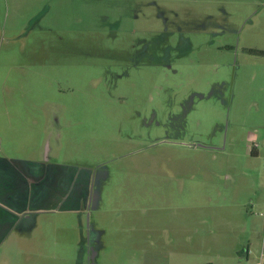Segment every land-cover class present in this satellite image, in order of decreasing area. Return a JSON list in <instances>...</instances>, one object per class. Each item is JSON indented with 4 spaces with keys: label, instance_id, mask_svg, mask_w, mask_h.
Returning <instances> with one entry per match:
<instances>
[{
    "label": "rangeland",
    "instance_id": "1",
    "mask_svg": "<svg viewBox=\"0 0 264 264\" xmlns=\"http://www.w3.org/2000/svg\"><path fill=\"white\" fill-rule=\"evenodd\" d=\"M248 49L264 51V0H0V111L61 128L42 148L97 194L0 264H84L90 235L96 264H264Z\"/></svg>",
    "mask_w": 264,
    "mask_h": 264
},
{
    "label": "crops",
    "instance_id": "2",
    "mask_svg": "<svg viewBox=\"0 0 264 264\" xmlns=\"http://www.w3.org/2000/svg\"><path fill=\"white\" fill-rule=\"evenodd\" d=\"M35 114L0 111V250L9 246L22 252L21 242L33 239L39 225L54 229L56 214L77 211L74 201L87 202L90 191L87 172L59 163L60 154L49 143L42 148L45 135L58 141L61 128L42 131Z\"/></svg>",
    "mask_w": 264,
    "mask_h": 264
},
{
    "label": "flooded vegetation",
    "instance_id": "3",
    "mask_svg": "<svg viewBox=\"0 0 264 264\" xmlns=\"http://www.w3.org/2000/svg\"><path fill=\"white\" fill-rule=\"evenodd\" d=\"M97 198L96 192L93 190V188L90 187V191L88 194L87 202L88 205H93L95 200ZM86 257H85V262L84 264H96L95 262V255L98 250V246L96 244L95 239L91 235L86 239ZM82 262V261H81Z\"/></svg>",
    "mask_w": 264,
    "mask_h": 264
},
{
    "label": "trees",
    "instance_id": "4",
    "mask_svg": "<svg viewBox=\"0 0 264 264\" xmlns=\"http://www.w3.org/2000/svg\"><path fill=\"white\" fill-rule=\"evenodd\" d=\"M248 51L251 52V53L259 54V55H264V51H262V50H258V49H248Z\"/></svg>",
    "mask_w": 264,
    "mask_h": 264
}]
</instances>
